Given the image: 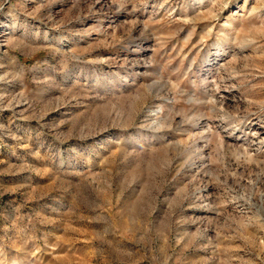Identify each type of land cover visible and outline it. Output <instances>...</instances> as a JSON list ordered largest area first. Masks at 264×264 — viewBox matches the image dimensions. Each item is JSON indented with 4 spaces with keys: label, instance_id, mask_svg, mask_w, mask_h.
Segmentation results:
<instances>
[{
    "label": "rangeland",
    "instance_id": "obj_1",
    "mask_svg": "<svg viewBox=\"0 0 264 264\" xmlns=\"http://www.w3.org/2000/svg\"><path fill=\"white\" fill-rule=\"evenodd\" d=\"M1 25L0 264H264V0Z\"/></svg>",
    "mask_w": 264,
    "mask_h": 264
},
{
    "label": "bare ground",
    "instance_id": "obj_2",
    "mask_svg": "<svg viewBox=\"0 0 264 264\" xmlns=\"http://www.w3.org/2000/svg\"><path fill=\"white\" fill-rule=\"evenodd\" d=\"M0 29H5V25H1ZM1 32V31H0ZM216 100V99H215ZM218 103V102H217ZM203 137V136H202Z\"/></svg>",
    "mask_w": 264,
    "mask_h": 264
}]
</instances>
